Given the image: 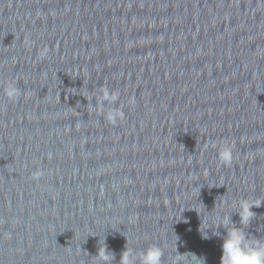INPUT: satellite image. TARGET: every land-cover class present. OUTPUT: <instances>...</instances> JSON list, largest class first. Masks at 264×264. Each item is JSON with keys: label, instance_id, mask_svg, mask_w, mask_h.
Returning <instances> with one entry per match:
<instances>
[{"label": "water", "instance_id": "water-1", "mask_svg": "<svg viewBox=\"0 0 264 264\" xmlns=\"http://www.w3.org/2000/svg\"><path fill=\"white\" fill-rule=\"evenodd\" d=\"M225 216L264 241V0H0V264H220Z\"/></svg>", "mask_w": 264, "mask_h": 264}, {"label": "clouds", "instance_id": "clouds-1", "mask_svg": "<svg viewBox=\"0 0 264 264\" xmlns=\"http://www.w3.org/2000/svg\"><path fill=\"white\" fill-rule=\"evenodd\" d=\"M43 56L44 53L42 52ZM5 95L9 100H16L20 96V90L14 84H8L4 90ZM117 95L110 94L107 90L103 91L100 106L103 102L115 103ZM110 123L116 124L118 120L124 118V114L119 109L109 110L105 117ZM219 159L225 165L228 166L232 161V151L229 146H224L219 152ZM37 176L41 173H36ZM259 207L248 201H241L239 211L236 212L239 215V224L250 226L252 220L256 214L251 210L253 207ZM229 224L233 225L229 227ZM225 230V234L221 235L217 229L221 228ZM215 234L213 236L222 239L221 244V257L220 264H264V241L257 239L250 233H245L241 227H237L231 220V216H225L220 224L217 226ZM203 239H210L208 233L203 234ZM192 254V253H191ZM163 250L156 246H150L146 250L139 253L134 252L133 249L127 248L120 254L119 264H162ZM193 259L197 264H206L203 257L197 258L195 254H192ZM184 255L178 254L177 260L179 261ZM97 264H112L115 259L114 253L107 250V247L99 248L98 254L95 256Z\"/></svg>", "mask_w": 264, "mask_h": 264}]
</instances>
